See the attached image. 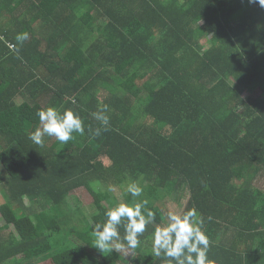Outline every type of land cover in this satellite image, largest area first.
<instances>
[{"label": "trees", "instance_id": "1", "mask_svg": "<svg viewBox=\"0 0 264 264\" xmlns=\"http://www.w3.org/2000/svg\"><path fill=\"white\" fill-rule=\"evenodd\" d=\"M0 38V264H163L152 248L166 220L157 207L178 191L189 194L181 214L195 207L204 221L210 259L247 264L251 242L264 243V192L254 187L264 177V8L0 0ZM104 105L107 131L92 116ZM49 106L78 113L85 133L35 144L36 112ZM132 182L156 221L126 259L94 248L93 225L66 198L86 188L102 224L132 200ZM12 231L16 240L1 235Z\"/></svg>", "mask_w": 264, "mask_h": 264}, {"label": "clouds", "instance_id": "2", "mask_svg": "<svg viewBox=\"0 0 264 264\" xmlns=\"http://www.w3.org/2000/svg\"><path fill=\"white\" fill-rule=\"evenodd\" d=\"M249 3L258 4L264 8V0H248ZM2 39V38H0ZM18 42L28 39V34H19ZM9 47L18 51L16 45ZM108 106L104 105L92 116L98 120L107 131L109 116L106 114ZM40 126L29 134V138L37 145L43 147L44 137H54L58 142L67 144L75 137L73 133L83 135L85 123L81 116L71 109H65L62 113L55 107L39 109L36 112ZM94 136L101 134L97 128ZM109 191H115L110 187ZM131 201L119 202L109 208L104 216V223H93L92 234L95 236V247L101 252L115 250L127 256L129 250H135L141 243V237L147 227L156 221V213L148 207L149 201L143 197L144 189L137 183L132 182L124 188ZM195 207L184 211L182 214L169 211L166 220L158 224L152 233V248L156 257L163 259V264H216L209 257L210 239L204 229L203 219H198ZM210 219V218H209ZM121 228L124 235L121 236Z\"/></svg>", "mask_w": 264, "mask_h": 264}, {"label": "rangeland", "instance_id": "3", "mask_svg": "<svg viewBox=\"0 0 264 264\" xmlns=\"http://www.w3.org/2000/svg\"><path fill=\"white\" fill-rule=\"evenodd\" d=\"M49 137L47 136L46 139ZM107 164L109 162L106 160L105 161ZM95 188L100 189L101 185H99L97 182L94 184ZM254 187H257L260 191L264 192V177H259L256 182H254ZM122 191L118 190L117 193L121 197ZM189 199V194L188 192H184L183 194H180V192H175L173 193L170 197H167L162 203L161 206L157 207V204L155 205L157 209L160 211L162 214V217H166L167 213L169 211H175L181 213V210L184 208L185 204L187 203ZM123 200V199H122ZM66 201L68 202L69 206L71 207L72 210L74 211H80L83 213V215L87 218L90 224L93 225L94 222V217L96 214H98V211L95 206L94 198L93 196L87 191L86 188H81L76 190L73 194L69 195L66 198ZM121 201V200H120ZM179 202L181 204H179ZM4 204V201L2 199V195L0 193V207ZM6 223L4 219L2 218L0 214V229L5 228ZM1 235L7 239H14L16 240L18 238L17 233L14 231L10 232V234L5 235L4 232L1 233ZM124 258L129 259L132 257V250H129L127 253V256L124 253H120Z\"/></svg>", "mask_w": 264, "mask_h": 264}, {"label": "crops", "instance_id": "4", "mask_svg": "<svg viewBox=\"0 0 264 264\" xmlns=\"http://www.w3.org/2000/svg\"><path fill=\"white\" fill-rule=\"evenodd\" d=\"M236 237L240 238L239 234H237ZM224 238L225 236H223L221 240H223ZM251 243L256 253L248 258L247 264H264V243H261L260 240H255Z\"/></svg>", "mask_w": 264, "mask_h": 264}]
</instances>
